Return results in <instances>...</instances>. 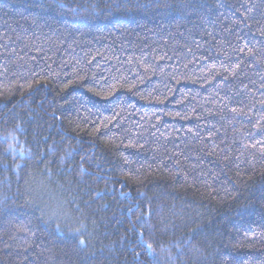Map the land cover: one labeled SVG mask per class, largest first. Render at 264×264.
Listing matches in <instances>:
<instances>
[{
    "label": "trees",
    "instance_id": "16d2710c",
    "mask_svg": "<svg viewBox=\"0 0 264 264\" xmlns=\"http://www.w3.org/2000/svg\"><path fill=\"white\" fill-rule=\"evenodd\" d=\"M0 264H264V0H0Z\"/></svg>",
    "mask_w": 264,
    "mask_h": 264
},
{
    "label": "snow or ice",
    "instance_id": "6c2138e0",
    "mask_svg": "<svg viewBox=\"0 0 264 264\" xmlns=\"http://www.w3.org/2000/svg\"><path fill=\"white\" fill-rule=\"evenodd\" d=\"M150 247V246H149Z\"/></svg>",
    "mask_w": 264,
    "mask_h": 264
}]
</instances>
